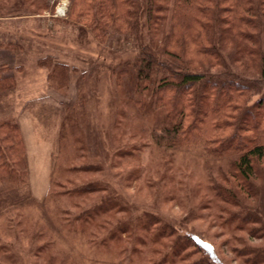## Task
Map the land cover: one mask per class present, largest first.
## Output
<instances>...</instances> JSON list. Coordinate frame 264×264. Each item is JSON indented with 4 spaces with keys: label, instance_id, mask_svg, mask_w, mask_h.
<instances>
[{
    "label": "rangeland",
    "instance_id": "obj_1",
    "mask_svg": "<svg viewBox=\"0 0 264 264\" xmlns=\"http://www.w3.org/2000/svg\"><path fill=\"white\" fill-rule=\"evenodd\" d=\"M9 1L0 0V4ZM45 2L49 7L41 15L21 11L0 16L4 23L0 30L1 75L13 78L0 93V121L11 119L17 124L27 171L23 181L0 178V264H152L169 253L173 242L194 232L213 244L220 259H215L217 264H248L245 257L251 259V251L262 242L259 233H264V171L256 176V181L262 180L251 198L246 200L247 194L239 193L245 205L242 213L258 215L262 222L244 227L236 222L215 223L200 202L209 200L213 182H228L219 176L235 155L214 157L196 139L159 150L151 143L156 129L151 125L163 113L150 110V99L160 70H151L147 80L137 81L138 66L130 62L135 52L131 37L116 34L98 46L88 44L77 38L72 25L63 22L70 0ZM25 32L31 38L25 39ZM58 63L67 66L65 77L55 70ZM256 89L260 91L255 86L249 92L255 98ZM126 149L129 155L123 157L121 151ZM159 158L162 165L156 167ZM85 183L86 187L105 188L89 195L76 191L74 200L87 204L106 193V207L113 214L100 246L88 239L89 234L86 238L77 232L69 236L78 252L98 259L77 262V252L57 244L47 223L63 217L60 210L71 201L65 188ZM87 196L90 198L85 200ZM98 221L89 226L96 227ZM118 222L120 230L112 231ZM85 226L89 227L77 228ZM140 228L150 233L141 234ZM144 236L151 240L146 246L139 243ZM158 237V252H152V240ZM47 239L55 243L41 250ZM121 251L130 258L117 261ZM195 257L204 259L195 254L186 262Z\"/></svg>",
    "mask_w": 264,
    "mask_h": 264
},
{
    "label": "trees",
    "instance_id": "obj_2",
    "mask_svg": "<svg viewBox=\"0 0 264 264\" xmlns=\"http://www.w3.org/2000/svg\"><path fill=\"white\" fill-rule=\"evenodd\" d=\"M45 1L10 0L8 4H0V16L9 14L5 12L21 14V11L30 15L44 14L49 7ZM70 2L67 18L63 22L72 25L77 38L98 46L116 34L131 37L135 52L129 60L133 66H138L135 73L137 81L147 80L151 70H160L158 86L152 90L150 110H161L163 117L151 125L156 128L151 133L153 145L159 150L178 148L182 143H191L196 139L202 140L206 152L214 157L228 153L235 155L230 158L228 171H221L219 176V179L228 182H213L215 188H212L209 200L213 199L200 202V206L206 208L205 215H211L215 223L223 225L236 222L237 226L244 227L252 222H262L258 215L242 213L245 205L239 193H246V200L251 198V194L259 190L262 180L256 181V176L264 171V0ZM3 24L0 23V30ZM23 37L29 39L31 35L25 32ZM58 64L55 70L61 71V76L65 77L67 66ZM2 69L0 65V93L13 79L3 77ZM135 85L137 90L138 83ZM255 86L260 88V91L256 89L257 98L254 93H249ZM121 153L126 157L129 150ZM160 158L155 161L156 167L157 164L158 167L162 165ZM26 173L25 147L18 126L11 119L0 121V178L23 181ZM87 184L65 188L64 193L71 201L67 208L60 210L63 217L56 221L48 220L47 223L57 244H65L77 252V262L98 259L78 252L69 236L77 232L81 238H86L85 234H89L88 239L100 246L103 230L113 214L106 207L109 200L106 193L87 204L80 205L74 200L78 197L77 192L89 195L105 188L86 187ZM73 207L79 210H72ZM213 211L215 214H212ZM258 214L261 213L258 211ZM94 220H99V224L93 228L89 223ZM76 223L78 225L74 226ZM79 225L89 227L77 228ZM119 225L120 222L115 223L111 230H120ZM140 230L141 234L150 233L148 229ZM259 234L262 242L250 250L251 259L245 257L248 264H258L256 259L264 263V233ZM145 238L139 243L146 246L151 240L146 241ZM53 240L42 242L41 250L54 244ZM159 242V237L152 240V252H158L156 244ZM170 246L168 254L165 252L151 263L217 264L215 259L218 254L213 244L197 232L186 234ZM183 250H186L184 255L181 254ZM123 252L119 253L117 261L126 260L130 258L129 253H134L132 250L126 254ZM195 254L204 259L195 257L187 263V259ZM107 263L124 264L125 261ZM219 264H222L221 261Z\"/></svg>",
    "mask_w": 264,
    "mask_h": 264
}]
</instances>
